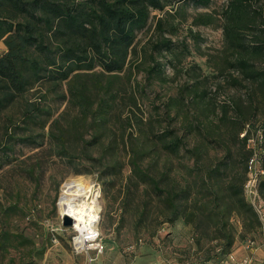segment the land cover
<instances>
[{"label": "rangeland", "instance_id": "1", "mask_svg": "<svg viewBox=\"0 0 264 264\" xmlns=\"http://www.w3.org/2000/svg\"><path fill=\"white\" fill-rule=\"evenodd\" d=\"M196 1L167 0L161 11L150 10L123 72L103 76L95 68L57 87L42 81L0 110V264H264V160H259L264 156V81L248 84L231 67L234 57L223 33L227 0ZM249 6L245 41L264 43V0H251ZM206 18L212 23L203 25ZM5 51L0 40V56ZM250 62L264 72V56H252ZM69 88L86 90L85 117L69 100ZM107 90L118 94V103L98 123L97 96ZM131 94L136 108L128 100ZM30 104L38 112L24 119ZM136 120L144 124L141 132ZM240 120L246 131L238 139L246 135L244 144L233 138ZM167 124L174 138L183 141L170 156L151 145ZM248 149L254 150L255 162L251 175L245 173L243 197L258 224L242 229L232 215L235 243L229 253L223 254L203 228L180 217L161 219L162 207L151 192V158L167 171L177 194L188 192L175 204L189 207L193 191L203 188V174L224 161L237 168ZM74 179L98 195L95 248L88 243L78 250L82 234L60 213L66 199L62 188Z\"/></svg>", "mask_w": 264, "mask_h": 264}, {"label": "trees", "instance_id": "2", "mask_svg": "<svg viewBox=\"0 0 264 264\" xmlns=\"http://www.w3.org/2000/svg\"><path fill=\"white\" fill-rule=\"evenodd\" d=\"M80 1L83 0H0V40L6 48L5 53L0 56V110L42 81L57 87L63 82L70 84L80 77V73L92 72L95 68H99L103 76H115L123 72L129 56L134 53L132 46L136 33L146 27L150 10L161 11L167 0ZM193 1L197 3L196 0ZM204 1L205 4L209 2ZM250 1L227 0V7L223 12V33L229 52L234 57L231 67L237 69L243 81L248 84L261 81L263 85L264 72L255 71L250 58L255 55L264 56V43H246L243 33L249 28ZM201 22L209 25L212 20L206 18ZM166 45L168 44L159 46ZM85 91H67L69 100L77 104L84 117L89 111ZM117 95L107 90L102 96H97L98 123H104L106 114L118 103ZM248 96L250 100L251 96ZM64 98L63 96L61 99ZM128 100L136 108L135 94H131ZM171 103L169 102L168 108ZM221 108L222 116L225 117L226 106ZM235 111L240 114L238 108ZM37 112L38 108L30 104L24 110L23 118L32 119ZM135 122L138 129L140 125L141 132L144 124L140 120ZM239 122L240 126L233 138L244 144L248 141L246 135L242 139L238 137L246 131L243 128L245 120ZM168 126L169 124L156 138L157 142L151 143L155 151H160L165 156L174 155L183 147L182 139L174 138ZM140 134L147 140L148 137L143 132ZM135 138L140 141L139 135ZM261 140L264 143V131ZM216 142L220 143L219 140ZM262 145L260 143V148ZM252 153L254 150L248 149L240 154L237 168H229L224 161L203 174L199 184L203 188L199 186L197 191H193L194 201L189 207L175 204V200L188 198V192L182 190L177 194L169 186L167 171L159 167L156 158H151L155 168L154 172H149L152 173L151 192L162 207L158 212L161 219L173 222L180 217L195 228H203L204 235L210 241H216L223 254L229 253L235 243L230 217L236 216L242 229H252L258 224L256 214L243 197L247 162ZM259 160L262 163L264 156ZM131 168L133 171L138 169L136 161H131ZM233 171L235 173L232 176L230 174ZM140 173L142 177L149 175L145 171ZM227 179L228 186L221 187V181ZM260 186L264 188V182ZM208 228L212 229V233H208ZM240 240H244V237L241 236Z\"/></svg>", "mask_w": 264, "mask_h": 264}, {"label": "bare ground", "instance_id": "3", "mask_svg": "<svg viewBox=\"0 0 264 264\" xmlns=\"http://www.w3.org/2000/svg\"><path fill=\"white\" fill-rule=\"evenodd\" d=\"M62 189L61 194L66 199L62 200L60 213L64 218L72 221L74 229L82 234L75 245L78 250H81L85 244L92 243L96 237H99V230L97 231V224L100 220L98 195L94 193L92 187L85 185L79 179L70 180L64 184Z\"/></svg>", "mask_w": 264, "mask_h": 264}, {"label": "built area", "instance_id": "4", "mask_svg": "<svg viewBox=\"0 0 264 264\" xmlns=\"http://www.w3.org/2000/svg\"><path fill=\"white\" fill-rule=\"evenodd\" d=\"M254 162H255V158H250V160L248 161V163H247V174H250V175H251L252 166L254 165ZM248 182H250V181H248ZM97 239H98V237H96V238L94 239L95 241L93 240L94 242H92L94 248L96 247L95 244H97V243H96ZM87 244H88V243H87ZM238 264H240V263H238Z\"/></svg>", "mask_w": 264, "mask_h": 264}, {"label": "water", "instance_id": "5", "mask_svg": "<svg viewBox=\"0 0 264 264\" xmlns=\"http://www.w3.org/2000/svg\"><path fill=\"white\" fill-rule=\"evenodd\" d=\"M66 221L69 223L70 220L66 219Z\"/></svg>", "mask_w": 264, "mask_h": 264}]
</instances>
